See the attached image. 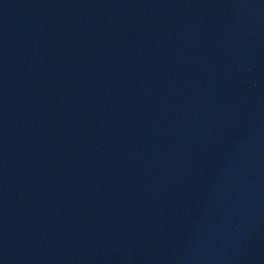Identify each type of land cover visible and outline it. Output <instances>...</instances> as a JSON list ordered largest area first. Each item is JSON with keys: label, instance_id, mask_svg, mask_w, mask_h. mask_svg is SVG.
<instances>
[{"label": "water", "instance_id": "obj_1", "mask_svg": "<svg viewBox=\"0 0 264 264\" xmlns=\"http://www.w3.org/2000/svg\"><path fill=\"white\" fill-rule=\"evenodd\" d=\"M0 264H264V0H0Z\"/></svg>", "mask_w": 264, "mask_h": 264}]
</instances>
